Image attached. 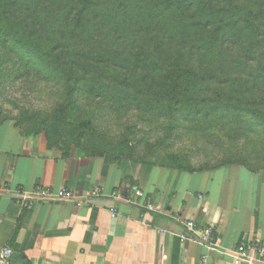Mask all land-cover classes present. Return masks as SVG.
<instances>
[{"label": "trees", "instance_id": "obj_1", "mask_svg": "<svg viewBox=\"0 0 264 264\" xmlns=\"http://www.w3.org/2000/svg\"><path fill=\"white\" fill-rule=\"evenodd\" d=\"M13 61L24 76L63 86L87 156L94 117L74 99L81 94L166 116L174 128L186 122L185 136L231 124L236 139L264 137V0H0V65ZM242 144L226 153H257ZM175 156L176 169L196 172ZM229 165L260 169L249 159Z\"/></svg>", "mask_w": 264, "mask_h": 264}, {"label": "crops", "instance_id": "obj_2", "mask_svg": "<svg viewBox=\"0 0 264 264\" xmlns=\"http://www.w3.org/2000/svg\"><path fill=\"white\" fill-rule=\"evenodd\" d=\"M36 188L102 196L16 202L17 190ZM187 221L213 227L215 242ZM243 244H264V168L179 172L156 158L108 165L36 145L13 127L0 134V248L13 250L14 264H232Z\"/></svg>", "mask_w": 264, "mask_h": 264}, {"label": "rangeland", "instance_id": "obj_3", "mask_svg": "<svg viewBox=\"0 0 264 264\" xmlns=\"http://www.w3.org/2000/svg\"><path fill=\"white\" fill-rule=\"evenodd\" d=\"M5 70V71H4ZM25 69L15 68L14 61L0 65V134L7 128L17 129L24 138L31 139L36 145L47 149L61 151L65 156L73 151L82 150L76 147L74 132L75 120L70 119L68 111L71 104L64 96L62 85L55 82H39L33 76H24ZM78 106L92 113L93 133L84 142L94 158L103 159L109 164H122L124 161L141 162L147 159H162L175 170L179 166L169 161V155H176L186 167L196 172L216 169L218 166H229V163H241L248 160L253 167L263 168L264 159L253 160L258 153L264 157V137L258 138L245 134L257 148L252 154L246 150L245 154L235 157L226 153L230 146L245 139L231 132L228 124L218 127V135L198 139L195 134L185 136L184 125L175 127L166 116H149L138 110L110 107L109 103H101V99L92 95H77ZM60 105L67 106L65 113L57 117ZM227 127V128H226ZM224 129V130H220ZM222 131V132H219ZM199 134V133H196ZM197 139H195V137ZM243 148L242 145H237ZM249 148V146H247ZM234 151V150H232ZM234 155L233 160L225 158ZM251 158V159H250Z\"/></svg>", "mask_w": 264, "mask_h": 264}, {"label": "built area", "instance_id": "obj_4", "mask_svg": "<svg viewBox=\"0 0 264 264\" xmlns=\"http://www.w3.org/2000/svg\"><path fill=\"white\" fill-rule=\"evenodd\" d=\"M137 195L143 197V193L137 192ZM102 192L99 189L89 191L84 197L79 198L73 191L62 189L54 190L50 188H36L35 190L19 189L15 192V200L17 203L31 207L37 202H52V201H65V202H82L84 199L99 198ZM151 211L155 210L153 205L148 206ZM186 228L193 233H202L203 240L206 243L213 244L215 242V230L213 227L203 228L195 221H187L184 223ZM257 252L260 258H264V244L247 246L246 244L240 245L234 254L232 264H254V258L251 252ZM14 252L8 247L0 248V264H14Z\"/></svg>", "mask_w": 264, "mask_h": 264}]
</instances>
